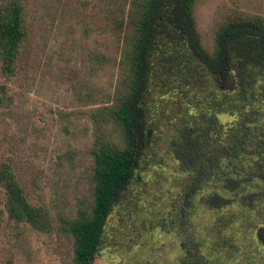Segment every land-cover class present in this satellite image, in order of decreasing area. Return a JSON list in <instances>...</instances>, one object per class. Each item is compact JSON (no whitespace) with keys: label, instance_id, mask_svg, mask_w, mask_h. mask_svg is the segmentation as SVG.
I'll return each instance as SVG.
<instances>
[{"label":"trees","instance_id":"1","mask_svg":"<svg viewBox=\"0 0 264 264\" xmlns=\"http://www.w3.org/2000/svg\"><path fill=\"white\" fill-rule=\"evenodd\" d=\"M199 1L129 0L126 14L122 4L113 13L117 79L110 102L91 113L89 198L59 216L74 264H94L111 245L113 213L121 230L137 224L141 238L173 235L179 264H264V16L228 12L207 48ZM25 35L21 1L0 0L6 77ZM7 101L1 86L0 105ZM152 168L154 179L143 182ZM171 185L169 199L147 189ZM0 187V220L6 213L38 231L53 228L49 209L27 200L7 161Z\"/></svg>","mask_w":264,"mask_h":264},{"label":"rangeland","instance_id":"2","mask_svg":"<svg viewBox=\"0 0 264 264\" xmlns=\"http://www.w3.org/2000/svg\"><path fill=\"white\" fill-rule=\"evenodd\" d=\"M20 1L26 35L15 71L6 77L0 66V94L4 86L8 97V103L0 105V162L11 165L31 204L49 209L53 228L38 231L27 222L9 220L5 213L0 220V261L74 264L72 243L59 227V216L72 215L76 205L89 198L91 113L110 102L121 45L113 13L122 4L126 14L129 0ZM233 10L264 16V0L197 3L196 26L207 48L217 24ZM158 171L171 173L170 168ZM154 173L152 168L143 182H151ZM158 188L147 186L150 193L167 199L177 195L173 187L168 193ZM4 200L0 187V207ZM136 225L121 230L113 213L107 229L111 245L100 251L94 264H179L181 251L173 235L156 232L144 239Z\"/></svg>","mask_w":264,"mask_h":264}]
</instances>
